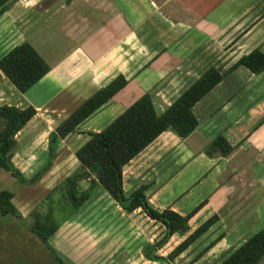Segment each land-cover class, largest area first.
I'll return each mask as SVG.
<instances>
[{
    "label": "crops",
    "instance_id": "crops-1",
    "mask_svg": "<svg viewBox=\"0 0 264 264\" xmlns=\"http://www.w3.org/2000/svg\"><path fill=\"white\" fill-rule=\"evenodd\" d=\"M22 41L48 65L24 89L0 68V104L36 108L17 131L11 155L25 178L47 161L49 133L65 116L115 74L128 78L76 130L55 140L56 154L35 181L10 190L30 224L52 209L59 224L48 241L68 264H170L144 256L143 245L161 237L165 225L141 207L126 212L100 185L67 216L59 203L66 178L85 170L75 150L90 131L103 128L145 91L156 111L164 110L210 65L225 72L193 105L198 125L185 137L172 129L158 134L124 164L122 186L129 194L147 183L148 201L158 209L187 214L197 207L188 230L172 233L158 248L163 255L203 221L202 211L206 219V205L217 213L173 264H206L207 251L219 244L228 249L226 238L242 235L237 225L244 207L264 196V69L227 68L254 47L264 51V0H15L0 13V58ZM217 134L233 148L209 156L204 146ZM88 184L89 178H81L78 189Z\"/></svg>",
    "mask_w": 264,
    "mask_h": 264
},
{
    "label": "trees",
    "instance_id": "trees-1",
    "mask_svg": "<svg viewBox=\"0 0 264 264\" xmlns=\"http://www.w3.org/2000/svg\"><path fill=\"white\" fill-rule=\"evenodd\" d=\"M14 1L0 0V13ZM240 65L254 73L260 72L264 69V51L258 46L252 48L241 54L227 70H233ZM0 68L20 89H24L38 79L48 65L30 42L22 41L0 58ZM224 72L217 66H208L161 112L156 111L150 92L145 91L103 128L90 131L89 138L75 150V155L85 170L66 178V193L59 203L63 205L64 216L72 213L100 185L126 212L141 207L149 217L165 225L162 236L144 244L142 252L148 259L173 264L174 258L216 221L217 213L203 220L167 254H160L157 252L158 248L172 233H184L188 230V218L197 207L187 214H181L171 207L158 209L148 201L145 182L140 183L129 194H125L122 186V168L163 130L172 129L181 137L187 136L198 125V118L192 110L193 105L221 81ZM127 82L128 78L122 72L115 74L65 116L49 133L47 161L30 178L22 175L12 162L11 155L16 143L17 131L35 114L36 108L32 104L24 107L8 103L0 104V168L10 171L24 182L35 181L51 164L56 154L55 140L76 130L80 121L108 101ZM232 148L233 144L224 135L217 134L204 146V152L209 156L226 155ZM81 178H89V184L83 190L78 189V181ZM11 196L12 192L9 189L0 190V215L12 214L21 218L22 214L13 204ZM58 224L50 209L27 227L49 250L55 252L48 238ZM263 256L264 225L247 236L216 264H256ZM56 257L59 264H66L57 254Z\"/></svg>",
    "mask_w": 264,
    "mask_h": 264
},
{
    "label": "rangeland",
    "instance_id": "rangeland-1",
    "mask_svg": "<svg viewBox=\"0 0 264 264\" xmlns=\"http://www.w3.org/2000/svg\"><path fill=\"white\" fill-rule=\"evenodd\" d=\"M242 68L244 67L242 66ZM158 111L161 112L159 109ZM23 183L30 182H24L12 175L10 171L0 168V190L9 189L11 191H16ZM258 198L262 199H258L257 202L260 201L259 204L256 203L257 205L251 207L246 206L242 211L237 225V233L242 235H239L234 241V233L228 236L226 242L228 245H231L228 249L227 246L225 248L222 244H219L216 245L212 251L209 250L211 252L207 251L209 253L206 252L204 255V263L208 264V262H212L217 258L216 256H218V258L215 259V263H212H218L233 248L238 246L245 237L264 225V196L260 195ZM209 205L210 204L206 205V218L212 215L214 211ZM204 216V212L202 211L198 216L199 220L201 218L204 220ZM29 223L30 222L23 217L20 218L12 214L0 215V264H59L56 254H59L58 256L68 264V260L64 254L56 251L52 252L37 238V236H30L32 230L27 227ZM197 256L198 255H194L192 259H195ZM256 264H264V256Z\"/></svg>",
    "mask_w": 264,
    "mask_h": 264
},
{
    "label": "clouds",
    "instance_id": "clouds-1",
    "mask_svg": "<svg viewBox=\"0 0 264 264\" xmlns=\"http://www.w3.org/2000/svg\"><path fill=\"white\" fill-rule=\"evenodd\" d=\"M33 2H35V0H33Z\"/></svg>",
    "mask_w": 264,
    "mask_h": 264
}]
</instances>
